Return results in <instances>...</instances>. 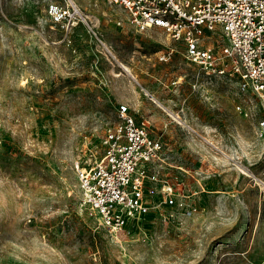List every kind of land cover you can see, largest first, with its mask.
Masks as SVG:
<instances>
[{"label": "rangeland", "instance_id": "obj_1", "mask_svg": "<svg viewBox=\"0 0 264 264\" xmlns=\"http://www.w3.org/2000/svg\"><path fill=\"white\" fill-rule=\"evenodd\" d=\"M49 1L65 0H0V264H264L256 97L206 76L183 40L137 31L116 4L71 0L87 23L66 32ZM120 103L163 143L155 171L182 206L158 188L138 222L111 233L82 202L75 163L101 154Z\"/></svg>", "mask_w": 264, "mask_h": 264}, {"label": "built area", "instance_id": "obj_2", "mask_svg": "<svg viewBox=\"0 0 264 264\" xmlns=\"http://www.w3.org/2000/svg\"><path fill=\"white\" fill-rule=\"evenodd\" d=\"M107 1L121 7L126 22L137 31L158 27L183 40L185 57L206 76L235 77L240 91L256 97L263 111L257 124L264 129V0ZM44 11L51 25L66 32L87 23L71 0L46 2ZM206 30L216 31L227 42L214 48L204 37ZM149 124L147 118L137 120L127 104H118L116 121L102 135L101 154L86 165L75 163L82 202L111 233L147 213L148 197L152 200L158 188L165 203L182 206L175 200L174 184L155 171L165 163V152L163 143L150 134Z\"/></svg>", "mask_w": 264, "mask_h": 264}, {"label": "bare ground", "instance_id": "obj_3", "mask_svg": "<svg viewBox=\"0 0 264 264\" xmlns=\"http://www.w3.org/2000/svg\"><path fill=\"white\" fill-rule=\"evenodd\" d=\"M123 67H124L126 70H128V68H127L126 66L123 65ZM152 98L154 99V101H155L158 105H161L160 102L157 101L154 97H152ZM161 106H162V105H161ZM154 195H155V194H154ZM154 195H153L152 197H154ZM143 215H144V214H138L137 217H136V221L138 222V221L142 218ZM99 222H100V221H99Z\"/></svg>", "mask_w": 264, "mask_h": 264}, {"label": "crops", "instance_id": "obj_4", "mask_svg": "<svg viewBox=\"0 0 264 264\" xmlns=\"http://www.w3.org/2000/svg\"><path fill=\"white\" fill-rule=\"evenodd\" d=\"M153 199H156V197H154Z\"/></svg>", "mask_w": 264, "mask_h": 264}]
</instances>
